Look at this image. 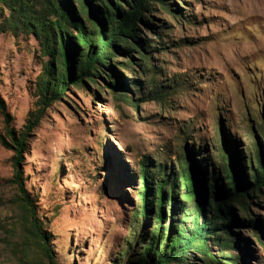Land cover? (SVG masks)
I'll return each mask as SVG.
<instances>
[{
    "label": "rangeland",
    "instance_id": "obj_1",
    "mask_svg": "<svg viewBox=\"0 0 264 264\" xmlns=\"http://www.w3.org/2000/svg\"><path fill=\"white\" fill-rule=\"evenodd\" d=\"M69 1L82 18L77 1ZM165 2V7L153 3L150 26H137L152 48L146 65L136 54L132 67L123 66L126 56H113L116 78L101 73L97 83L70 85L28 137L24 186L48 233L54 264L137 259L155 225L152 216L133 218L142 162L150 173L160 162L171 184L182 155H188L210 202L212 181H225L220 152L230 156L240 179L251 175L256 151L264 159V0ZM8 13L0 9V96L19 130L36 108L46 57L31 33L8 25ZM122 92L136 105L124 101ZM11 156L0 144V264H48L25 233L10 181ZM178 191L177 209L183 206ZM249 203L245 217L253 226L231 224V247L223 250L209 241L215 264H264V190L252 193ZM166 208L167 225L169 201ZM233 209L241 219L242 210ZM172 264L208 262L192 252L185 262Z\"/></svg>",
    "mask_w": 264,
    "mask_h": 264
},
{
    "label": "trees",
    "instance_id": "obj_2",
    "mask_svg": "<svg viewBox=\"0 0 264 264\" xmlns=\"http://www.w3.org/2000/svg\"><path fill=\"white\" fill-rule=\"evenodd\" d=\"M76 1L83 19L73 10L69 0H0V9L9 11L8 25L31 33L39 43L40 53L46 57L37 78L36 108L28 111L19 130L12 126V115L0 96V112L4 120L0 144L12 151L10 181L17 189L15 200L24 219L25 233L36 242L48 264H54L48 233L36 215L22 176L21 164L28 137L38 126L46 107L60 99L70 85L77 87L85 80L97 83L101 73L109 80L116 78L117 73L111 63L113 56H126L123 66L132 67L133 54H136L146 65L152 48L139 36L137 26H150L148 17L153 3L158 2L162 7L167 4L166 0H115V4L113 0ZM107 85L115 90L121 88L117 83L107 82ZM119 94L124 101L136 105L131 96L128 98L124 92ZM220 161L225 181L221 183L212 179L210 202L201 194L198 171L188 155H182L179 172L171 184L165 178L164 166L160 162L152 173L145 162L141 163L140 191L137 192L140 205L135 208L133 218L139 221L141 215L152 216L155 225L143 250L129 264L180 263L185 262L192 252L202 254L208 264H215L218 259L211 252L209 241L225 250L234 242L231 224L253 226L254 220L245 216L249 217L252 193L264 190V159L256 151L255 167L249 169L251 175L248 179H240L230 156L220 152ZM179 188L183 206L177 209L175 203ZM215 189L219 190L214 192ZM168 201L170 221L166 225ZM234 205L242 210L241 219L235 216Z\"/></svg>",
    "mask_w": 264,
    "mask_h": 264
}]
</instances>
